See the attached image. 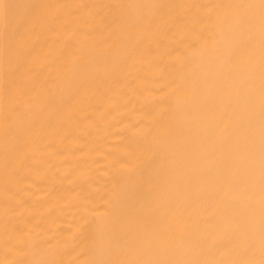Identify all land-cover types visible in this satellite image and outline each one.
<instances>
[{
	"label": "bare ground",
	"instance_id": "1",
	"mask_svg": "<svg viewBox=\"0 0 264 264\" xmlns=\"http://www.w3.org/2000/svg\"><path fill=\"white\" fill-rule=\"evenodd\" d=\"M0 264H264V0H0Z\"/></svg>",
	"mask_w": 264,
	"mask_h": 264
}]
</instances>
